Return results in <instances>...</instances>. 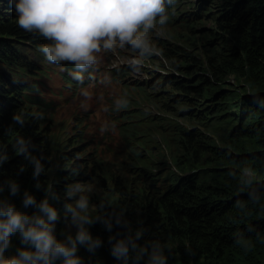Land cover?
I'll return each instance as SVG.
<instances>
[{
    "label": "trees",
    "instance_id": "trees-1",
    "mask_svg": "<svg viewBox=\"0 0 264 264\" xmlns=\"http://www.w3.org/2000/svg\"><path fill=\"white\" fill-rule=\"evenodd\" d=\"M207 1L179 8L178 19L172 11L182 1L175 0L166 12L171 21L185 23L205 16L201 10L214 5L209 12L215 15L213 23L220 32L205 33L203 56L195 59L177 46L166 48L162 58L172 72L156 81L136 80L138 109L155 105L173 113L138 112L136 117L144 123L134 128L132 138H142L143 148L150 149L152 136L159 135L170 150L175 170L164 174L157 165L160 161H153L157 152L143 157L135 152L133 171L142 187L128 195L119 192L112 203H102L106 210H123L133 231L144 229L140 243L158 239L170 248V252L166 249L168 264H264V0H213L210 5ZM45 43L50 41L18 26L10 0H0V147L10 157L0 168V185L8 196L7 180L20 184L19 196L10 197L17 208L25 189L39 202L45 188L52 186L59 195L58 200L49 199L60 213L59 239L68 203L64 193L83 175L81 162L70 157L72 147L67 153L61 151L57 168L48 178L53 151L41 109L46 103L29 80L37 69L33 51L40 56L39 48ZM70 70L82 74L74 67ZM13 114L23 116L24 126L15 125L9 133ZM38 114L42 116L37 118ZM16 135L31 137L36 145L30 151L45 171L35 179L34 166L13 150ZM21 165L25 171L18 175ZM244 169H250L251 175H245ZM26 211L31 214L34 209ZM89 231L93 237L100 236L104 246L94 253L79 248L82 264H121L111 255L110 233L100 224ZM18 247L19 237H13L5 256L15 254Z\"/></svg>",
    "mask_w": 264,
    "mask_h": 264
},
{
    "label": "clouds",
    "instance_id": "clouds-1",
    "mask_svg": "<svg viewBox=\"0 0 264 264\" xmlns=\"http://www.w3.org/2000/svg\"><path fill=\"white\" fill-rule=\"evenodd\" d=\"M14 5L16 22L27 32L38 33L50 43L40 46L39 51L49 63L69 62L75 69L83 70L96 62V55L101 51L114 50L117 46L131 45L140 49V55L151 56L155 49L149 40V31L158 23L166 24L167 8L175 0H10ZM157 18L158 21H157ZM141 64V60L132 61ZM82 79L79 72L72 73ZM127 101L123 106H126ZM42 114H38L40 118ZM24 126L22 115L13 114L11 133L14 126ZM13 150L34 166L32 177L35 179L45 171L41 160L33 155L35 149L31 137L16 135L13 137ZM7 150L0 147V168L9 161ZM23 165L19 173H23ZM74 173L76 169L72 170ZM250 175V169H244ZM8 196L0 185V264H82L77 255L79 248L94 253L103 247L100 236L93 237L90 227L100 224L110 233L108 243L110 252L121 264H168L167 251L170 248L158 239L146 240L144 229L133 231L124 211L106 210L104 203L101 211L92 214L90 197L80 183L67 186L64 195L72 203L64 205L65 226L68 231L60 232L57 238L56 225L60 217L58 210L49 203V199L58 200L52 186L45 188L44 198L37 202L36 197L27 189L21 198V207L10 197L20 194V184L16 179L7 180ZM41 184L37 182L35 188ZM239 203V202H238ZM34 209L29 214L27 209ZM70 215V219H69ZM75 228V235L70 229ZM117 231L113 233V229ZM19 237L21 247L13 255L5 256L12 246V238Z\"/></svg>",
    "mask_w": 264,
    "mask_h": 264
},
{
    "label": "rangeland",
    "instance_id": "rangeland-1",
    "mask_svg": "<svg viewBox=\"0 0 264 264\" xmlns=\"http://www.w3.org/2000/svg\"><path fill=\"white\" fill-rule=\"evenodd\" d=\"M180 1L182 3L172 11L177 19L180 17L179 8L195 6L205 0ZM211 1L213 0H208L207 5ZM184 3L190 4L183 5ZM213 7L214 5L204 7L201 12L205 16L190 18L185 23L177 19L175 22L167 19L163 26L157 23L149 31V40L155 49L151 56H141L140 49H133L128 44L117 46L114 50L102 48L95 53L96 62L80 70L82 79L79 80L72 75L70 67L74 66L71 63H49L42 53L38 56L33 51L37 69L29 80L36 86L37 97L46 103L41 109L44 126L49 127L53 151L47 170L48 178H52L57 168L61 151L67 153L75 148L70 157L73 161L81 162L83 176L77 183L85 187L86 194L90 197L92 214L97 213L102 202L112 203L119 192L128 195L142 187V183L134 176L135 152L142 157L149 152H157L153 161H160L157 165L163 168L164 174L169 169L175 170L170 161V150L159 135L152 136L150 149L143 148L140 141L142 138H132L134 128L144 123L136 117L142 111L135 102L136 80L156 81L160 75L172 72L170 63L162 58L166 48L177 46L195 59H200L204 51L202 43L205 33L214 30L220 32L213 23L215 15L209 12ZM134 60H141L142 63L134 64ZM123 69L125 71L120 74ZM125 101L127 104L123 106ZM158 111L168 115L173 113L162 111L155 105L145 107L142 112L154 116ZM135 121L139 123L136 124ZM184 122L194 125L189 121ZM72 202L68 199V203ZM62 230L68 231L65 222L60 232ZM70 231L75 235V228ZM61 238L59 234V239Z\"/></svg>",
    "mask_w": 264,
    "mask_h": 264
},
{
    "label": "bare ground",
    "instance_id": "bare-ground-1",
    "mask_svg": "<svg viewBox=\"0 0 264 264\" xmlns=\"http://www.w3.org/2000/svg\"><path fill=\"white\" fill-rule=\"evenodd\" d=\"M45 60V59H44ZM33 85V84H32ZM34 89V88H33Z\"/></svg>",
    "mask_w": 264,
    "mask_h": 264
}]
</instances>
